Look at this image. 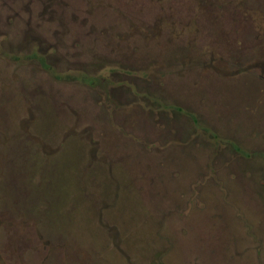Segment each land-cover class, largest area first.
<instances>
[{
    "label": "rangeland",
    "instance_id": "374dc122",
    "mask_svg": "<svg viewBox=\"0 0 264 264\" xmlns=\"http://www.w3.org/2000/svg\"><path fill=\"white\" fill-rule=\"evenodd\" d=\"M0 264H264V0H0Z\"/></svg>",
    "mask_w": 264,
    "mask_h": 264
},
{
    "label": "trees",
    "instance_id": "16d2710c",
    "mask_svg": "<svg viewBox=\"0 0 264 264\" xmlns=\"http://www.w3.org/2000/svg\"><path fill=\"white\" fill-rule=\"evenodd\" d=\"M84 82H86V83H88L89 85H92V86H94V81L93 80H83ZM164 112H166V110H164ZM173 112V114H179V115H181L180 113V111H172Z\"/></svg>",
    "mask_w": 264,
    "mask_h": 264
}]
</instances>
